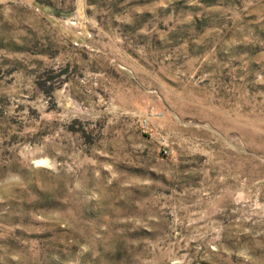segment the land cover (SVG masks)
Wrapping results in <instances>:
<instances>
[{
	"label": "rangeland",
	"instance_id": "374dc122",
	"mask_svg": "<svg viewBox=\"0 0 264 264\" xmlns=\"http://www.w3.org/2000/svg\"><path fill=\"white\" fill-rule=\"evenodd\" d=\"M0 264H264V0H0Z\"/></svg>",
	"mask_w": 264,
	"mask_h": 264
},
{
	"label": "trees",
	"instance_id": "16d2710c",
	"mask_svg": "<svg viewBox=\"0 0 264 264\" xmlns=\"http://www.w3.org/2000/svg\"><path fill=\"white\" fill-rule=\"evenodd\" d=\"M39 2H41V0H38Z\"/></svg>",
	"mask_w": 264,
	"mask_h": 264
}]
</instances>
